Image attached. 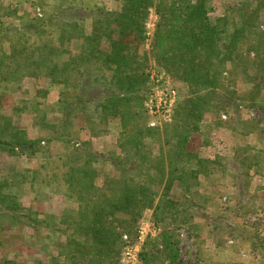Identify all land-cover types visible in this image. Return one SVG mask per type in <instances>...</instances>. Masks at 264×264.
Masks as SVG:
<instances>
[{
	"label": "trees",
	"instance_id": "16d2710c",
	"mask_svg": "<svg viewBox=\"0 0 264 264\" xmlns=\"http://www.w3.org/2000/svg\"><path fill=\"white\" fill-rule=\"evenodd\" d=\"M105 1L53 0L42 17L0 5V162L4 155L41 157L34 180L44 171L45 178L57 181V172L48 168L55 166L56 155L48 150L56 142L69 146L70 154L58 155L60 167L66 168V188L56 193L74 204L61 221L55 214L44 216L24 206L14 180L2 178L0 218L31 233L36 252L44 256L39 264L48 257L47 264H120L122 235L134 238L138 221L152 210L161 232L146 239L141 264H187L180 260L177 230L187 229L197 238L196 216L201 207L207 210L206 201L198 200L201 180L223 163L219 156L209 159L193 152L190 141L201 132L207 112L216 108L214 100L230 93L228 64L246 70L252 62L257 74L254 106L264 114V1L253 9L248 1L228 2L222 12L217 0H117V10L108 9ZM153 9L158 22L151 37L147 24ZM149 39L150 50H144ZM73 41L80 44L78 52L71 48ZM151 57L189 89L182 101L178 94L171 120L154 127L144 104L150 99ZM10 85L35 104L39 128L50 132L46 138L29 137L19 110L4 113ZM52 92L58 93L57 100L42 108ZM113 120L120 121L121 130L110 136ZM261 127L264 132V123ZM83 132L91 138L110 137L108 149L96 150ZM261 153L255 151L253 162L245 165L253 176H264ZM96 165L117 172L106 178L107 193L92 182L100 175ZM155 185L161 190H154ZM177 187L184 189L183 201L171 196ZM226 208L232 214L237 210ZM4 227L0 224V231Z\"/></svg>",
	"mask_w": 264,
	"mask_h": 264
},
{
	"label": "rangeland",
	"instance_id": "374dc122",
	"mask_svg": "<svg viewBox=\"0 0 264 264\" xmlns=\"http://www.w3.org/2000/svg\"><path fill=\"white\" fill-rule=\"evenodd\" d=\"M243 1H248L247 4L251 9L255 8L259 2V0H217L215 5L218 11L222 12L228 2H236L241 5ZM2 4L6 7H17L20 14L27 13L25 15L31 17H42L45 10L52 7L53 0H0V5ZM105 4L110 10H117L120 7V1L117 0H106ZM157 22L158 16L153 9L147 24L148 34L151 37ZM13 23L17 24L18 21ZM91 30L92 20L88 19L85 21V31L89 34ZM150 40H147L144 50H150ZM71 48L78 52L79 42L73 41ZM150 64L148 70L151 72L152 70H163L157 66L153 57L150 58ZM248 65L245 70L244 65L239 67L228 64L227 77L233 82L229 87L230 93L229 95L221 94L220 98L214 100L216 108L207 112L206 123L201 132L196 133L190 141L193 152H198L209 159L219 156L223 158V163L219 171L209 178L201 180L203 185H200L198 200L206 201L207 210H200L203 208L201 207L198 211L200 213L196 216L198 218L197 229L199 230L197 238H193L187 229L178 228L177 230L181 241L180 260L187 264H264V176H253L252 171L247 170L245 166L247 163L253 162L252 157L257 150L262 151L259 157H264V132L261 130L264 114L254 106L256 99L252 90L257 74L252 62H249ZM163 71L165 72V70ZM166 74L171 85L177 90L180 100H184L189 93L187 85L170 74ZM154 86L155 82L151 74L146 88L149 97ZM261 96H264V91ZM57 98V92L50 93L42 108L53 104ZM260 98L257 97V102ZM27 99L28 96L20 92L16 85H10L7 105L3 108L4 113L10 115L14 109L19 110L20 125L27 130L29 137L46 138L50 132L39 128L38 110L36 111L35 104ZM148 102L149 98L144 104ZM118 123H120L118 120L109 122V128L118 131ZM48 152L56 155L55 166L51 164L48 165V168L51 170L50 172H57L59 179L57 181L53 180L51 176L45 178L44 171H41L42 175L34 180L33 172L38 168L41 157L28 160L24 157L4 155L0 162V180L2 178L14 180V191H17L20 201L24 206L37 212H43L47 208L51 209L54 202L49 197L59 195L56 193L57 188H66L62 182V174L66 168L60 167L58 155L70 154V147L56 142L50 145ZM96 166L100 175L92 182L100 188L102 193H107L106 178L115 177L117 172L109 168L108 165ZM241 171H244V174ZM43 180L45 181L43 182ZM154 190L160 191V185H155ZM183 194L184 189L177 187L173 188L171 196L178 201H183ZM227 205L236 207V212L232 214L233 212L226 208ZM117 216L118 218H128L123 214ZM0 224L6 226L0 231L2 240L0 264H39V260L44 259L43 254L36 252L34 247L37 244L36 240L30 238L31 233L22 225L12 226L7 218H0ZM217 226L220 227L219 230L214 229ZM181 232L184 233V237L180 236ZM150 238L153 237L150 236ZM231 241L234 242L231 243ZM43 261V264L51 262L49 257Z\"/></svg>",
	"mask_w": 264,
	"mask_h": 264
},
{
	"label": "built area",
	"instance_id": "2783aa9c",
	"mask_svg": "<svg viewBox=\"0 0 264 264\" xmlns=\"http://www.w3.org/2000/svg\"><path fill=\"white\" fill-rule=\"evenodd\" d=\"M39 15H41L40 12ZM151 74L155 86L149 102L146 104L152 117L149 125L154 127L160 120H171L173 109L178 99V93L171 85L169 77L165 72L152 70ZM160 232L161 229L156 225L154 219L142 217L138 221L137 235L134 238L130 237L127 233L122 235L124 247L120 257V264H141L140 252L144 247L146 239L150 236H157ZM180 236L184 237V233L181 232ZM233 242L231 241V243Z\"/></svg>",
	"mask_w": 264,
	"mask_h": 264
},
{
	"label": "crops",
	"instance_id": "0c3cea01",
	"mask_svg": "<svg viewBox=\"0 0 264 264\" xmlns=\"http://www.w3.org/2000/svg\"><path fill=\"white\" fill-rule=\"evenodd\" d=\"M119 121V120H118ZM114 122H117V120H114ZM117 124V123H116ZM119 125V129L118 131H116L115 129H110L109 128V135L110 136H114L115 134H118V132H120L121 130V124L118 123ZM117 126V125H116ZM83 139L85 140H92L93 145L95 146V149L100 151V152H104L105 150H107L109 143L108 140L110 139V137L108 136H104L102 138H91L87 132H83ZM206 151V150H204ZM203 151V152H204ZM53 202V206L50 208H47L46 210H44L43 212H41L42 214L45 215H49V214H55L57 217H59L60 221L63 219L64 215L70 211V209H74V204L68 200L67 197H65L63 194L62 195H58V196H54V197H49ZM144 216H146L147 218H151L153 217V211L152 210H147L144 214ZM61 240H65V237L62 236Z\"/></svg>",
	"mask_w": 264,
	"mask_h": 264
}]
</instances>
